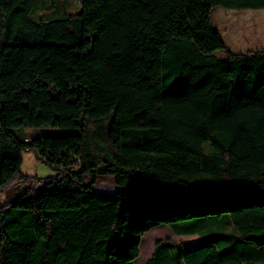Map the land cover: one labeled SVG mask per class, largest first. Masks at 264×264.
<instances>
[{
    "label": "trees",
    "instance_id": "16d2710c",
    "mask_svg": "<svg viewBox=\"0 0 264 264\" xmlns=\"http://www.w3.org/2000/svg\"><path fill=\"white\" fill-rule=\"evenodd\" d=\"M36 3L0 0V264H130L164 223L197 244L157 239L143 264H264V49L211 19L264 0ZM41 127L79 131H14ZM25 150L57 173L23 174Z\"/></svg>",
    "mask_w": 264,
    "mask_h": 264
},
{
    "label": "rangeland",
    "instance_id": "374dc122",
    "mask_svg": "<svg viewBox=\"0 0 264 264\" xmlns=\"http://www.w3.org/2000/svg\"><path fill=\"white\" fill-rule=\"evenodd\" d=\"M80 9V0H37L31 11L35 20H49L61 17ZM212 25L220 32L227 48L233 52L246 53L251 50L264 49V8L261 9H228L222 6L212 8ZM216 55L224 56L223 51H217ZM17 135H23L27 139L41 134L62 136L77 133L76 128H20L14 130ZM21 172L25 175L37 178L53 176L57 170L45 162L33 150L22 152ZM96 187L99 190L113 192L116 189L111 176L102 177ZM229 230V228H226ZM145 237V239H144ZM157 239L169 241H184L188 246L197 244V235H178L168 224H161L146 232L140 241L139 255L130 264H143L151 255L154 243ZM141 244H143L142 249Z\"/></svg>",
    "mask_w": 264,
    "mask_h": 264
},
{
    "label": "crops",
    "instance_id": "0c3cea01",
    "mask_svg": "<svg viewBox=\"0 0 264 264\" xmlns=\"http://www.w3.org/2000/svg\"><path fill=\"white\" fill-rule=\"evenodd\" d=\"M218 31V30H217Z\"/></svg>",
    "mask_w": 264,
    "mask_h": 264
}]
</instances>
